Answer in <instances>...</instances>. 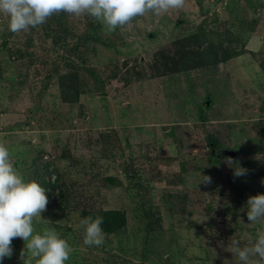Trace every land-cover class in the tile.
Instances as JSON below:
<instances>
[{
    "label": "rangeland",
    "instance_id": "rangeland-1",
    "mask_svg": "<svg viewBox=\"0 0 264 264\" xmlns=\"http://www.w3.org/2000/svg\"><path fill=\"white\" fill-rule=\"evenodd\" d=\"M8 21L0 13V143L25 181L46 190L41 178L53 183L59 173L70 205H55L56 189L33 219L35 233L55 229L68 241L65 264H241L226 251L230 238L250 247L264 230L247 220L248 198L264 194V0H186L111 33L63 12L15 34ZM215 30L233 43L225 41L220 62L175 75L164 69L190 35L206 36L200 50L215 51L223 41ZM52 60L83 68L89 86L78 103L62 102ZM211 134L246 170L235 182L229 159H212ZM105 210L125 212L127 226L100 247L85 246L82 212ZM12 248L3 264H23L25 242L14 238Z\"/></svg>",
    "mask_w": 264,
    "mask_h": 264
},
{
    "label": "clouds",
    "instance_id": "clouds-1",
    "mask_svg": "<svg viewBox=\"0 0 264 264\" xmlns=\"http://www.w3.org/2000/svg\"><path fill=\"white\" fill-rule=\"evenodd\" d=\"M185 3L186 0H0V13L9 18L8 30L14 34L43 25L51 16L62 12L90 17L111 33L131 26L135 18L148 12L160 16L170 9L183 8ZM245 173L240 167L234 170L236 177ZM211 182V177L201 175V183ZM261 184L264 185V180ZM48 202L46 190L35 180L25 181L14 166L9 149L0 143V264L12 257L14 238L25 242L20 253L23 264H33V261L34 264H65L69 260L73 249L55 229L45 228L42 234L35 233L33 219L41 217ZM247 220L250 224L264 222V194L248 198ZM103 222L100 216H88L79 221L85 246L100 247L105 243ZM226 251L241 264H264V230L257 231L250 247H241L240 242L231 237Z\"/></svg>",
    "mask_w": 264,
    "mask_h": 264
},
{
    "label": "trees",
    "instance_id": "trees-1",
    "mask_svg": "<svg viewBox=\"0 0 264 264\" xmlns=\"http://www.w3.org/2000/svg\"><path fill=\"white\" fill-rule=\"evenodd\" d=\"M258 1V0H256ZM202 30V29H201ZM201 30H197V33H203V31ZM215 35L216 37L219 36L222 38L223 41H218L219 43L216 45V50L213 51V48H215V46L212 44L209 47H205L203 50H200V48H202L203 44H206L207 42H210L207 40V37H200L199 35L195 34L194 36H188L187 38H184L183 41L181 43H177V49L176 51H174L172 54H168L166 57V62L168 63V65H172V61L175 63L174 66H171V68H169L167 65L164 66L165 70H170L173 72V74H177L176 72H183V73H188L189 71H191V69H197V68H208L209 66H211L213 63H217L220 62L219 57L221 56L220 54V50L222 49V46L224 45L225 41L229 47V44H233L227 37H222L220 34L221 32L217 30H215ZM226 34H229L228 32H226ZM50 35V36H49ZM204 35V33H203ZM46 36L48 37H54L53 35H51L49 32H46ZM95 37V36H94ZM205 40L207 41H204ZM87 40L91 41L93 40V37H88L86 38ZM203 43V44H202ZM33 44V39L31 38V43L30 45ZM55 45H57L56 43H53ZM193 44L195 46H193ZM74 50H76V52L79 51V47L77 46ZM223 59L222 61L226 62L228 61V53L225 50L223 53ZM176 58H180L178 61H176ZM86 60V57L85 59ZM219 60V61H218ZM48 64L50 66H54V65H58L57 67H55L52 72L54 73V78H56L59 83H60V91H61V99L62 102L65 104H76L80 101L81 97L83 95L87 94L86 88L87 86H89L86 81L84 80V78L81 77V70L83 69H79V65L74 63L72 65H68L65 68L60 67L61 63H57L55 62V60L48 62ZM82 65H86L84 62L81 63ZM178 64V65H177ZM85 71L89 72V74H91L93 77H96L95 71L94 69L85 67ZM173 68V69H172ZM167 70V71H168ZM49 76V75H48ZM53 77H51L52 79ZM97 78V77H96ZM95 78V79H96ZM3 80L2 74L0 73V82ZM91 93L93 91H90ZM263 98V97H262ZM264 105V103H263ZM262 111L264 112V106L261 108ZM259 131L264 134V124L260 123L259 125ZM212 138H209L210 143L213 145V147L215 148V150L217 151L216 154L214 153L212 157V159L216 162V164H218L217 166L221 165V159H231L232 160V165H231V174L233 175L234 181L236 179H238V177L234 176V170L235 168H238L241 166L239 164H237L236 162V157L234 158L227 156V155H222V149L218 146V143L216 141H214L213 139V135L211 134ZM209 143V144H210ZM213 162V161H212ZM49 170V167H46V171ZM123 172H126V169L123 170ZM38 175H43V174H39ZM57 176V180L53 181V183L51 182H46L45 179L42 177L41 181L42 184L46 186V195L48 197V201L53 197L56 189H58L61 192V200L60 203L58 204L57 202L55 203V205H59L60 208L63 207H69L70 205L67 203V192L64 191V188H62L58 182L60 180V175L58 173ZM105 182H107L110 186H121V181H119L116 177H107L105 179ZM51 187V191H48V188ZM71 208V207H70ZM82 216L84 218L88 217V216H92L93 218L100 216L103 217V224L101 225L103 232L106 234V237L111 236V235H117L119 234L121 231L124 230V228L127 226V216L125 214V212L120 211V210H105V211H83L82 212ZM172 261H169L168 264H170ZM173 264V262L171 263Z\"/></svg>",
    "mask_w": 264,
    "mask_h": 264
},
{
    "label": "water",
    "instance_id": "water-1",
    "mask_svg": "<svg viewBox=\"0 0 264 264\" xmlns=\"http://www.w3.org/2000/svg\"><path fill=\"white\" fill-rule=\"evenodd\" d=\"M222 153V155H227V156H230V157H235V153L234 152H231V151H228V150H226V151H222L221 152Z\"/></svg>",
    "mask_w": 264,
    "mask_h": 264
},
{
    "label": "crops",
    "instance_id": "crops-1",
    "mask_svg": "<svg viewBox=\"0 0 264 264\" xmlns=\"http://www.w3.org/2000/svg\"><path fill=\"white\" fill-rule=\"evenodd\" d=\"M262 95H263L262 97L264 98V93Z\"/></svg>",
    "mask_w": 264,
    "mask_h": 264
}]
</instances>
